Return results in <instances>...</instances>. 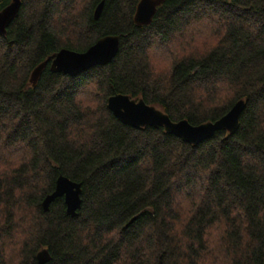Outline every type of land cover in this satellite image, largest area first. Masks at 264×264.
<instances>
[{
  "label": "trees",
  "instance_id": "trees-1",
  "mask_svg": "<svg viewBox=\"0 0 264 264\" xmlns=\"http://www.w3.org/2000/svg\"><path fill=\"white\" fill-rule=\"evenodd\" d=\"M139 1L20 0L0 35V264H264V0H162L137 26ZM107 35L109 64L50 71ZM114 94L194 126L245 107L190 145L120 123ZM60 176L80 184L75 217L62 197L42 209Z\"/></svg>",
  "mask_w": 264,
  "mask_h": 264
},
{
  "label": "water",
  "instance_id": "water-1",
  "mask_svg": "<svg viewBox=\"0 0 264 264\" xmlns=\"http://www.w3.org/2000/svg\"><path fill=\"white\" fill-rule=\"evenodd\" d=\"M162 0H140L135 13L134 22L137 26H147L152 21L156 7ZM20 0H12L11 3L0 11V35H5V29L14 20L19 12ZM101 1L94 10V19L97 20L103 9ZM120 37L107 35L100 38L88 50L77 53L62 49L56 53L49 64L52 73L75 77L82 72L97 66L109 64L119 50ZM47 65V61L40 64L32 73L35 82L41 70ZM245 107V102H236L231 109L221 118L213 122H207L197 126L191 125L186 120L173 122L160 109L146 104L142 99H131L127 95L114 94L107 99V108L112 115L123 125L133 129L144 127L162 128L165 133L172 134L190 145H198L210 138L220 130L232 134L239 124V117ZM80 184L72 182L64 176L57 178L54 191L42 201L44 212L49 210V205L57 198L64 199L66 214L75 217L81 206ZM37 264H45L50 260L46 249L40 250L36 255Z\"/></svg>",
  "mask_w": 264,
  "mask_h": 264
},
{
  "label": "rangeland",
  "instance_id": "rangeland-1",
  "mask_svg": "<svg viewBox=\"0 0 264 264\" xmlns=\"http://www.w3.org/2000/svg\"><path fill=\"white\" fill-rule=\"evenodd\" d=\"M179 53H181V52L179 51ZM176 54H178V53L176 52ZM155 65L157 66L158 70H162L166 66V63L165 62L163 63L162 59L160 58V59L155 60ZM217 264H219V263H217Z\"/></svg>",
  "mask_w": 264,
  "mask_h": 264
}]
</instances>
